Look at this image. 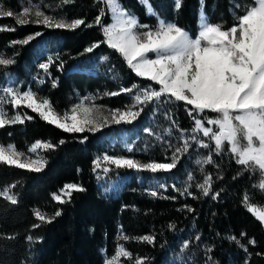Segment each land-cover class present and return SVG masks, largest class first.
Listing matches in <instances>:
<instances>
[{"label":"trees","instance_id":"1","mask_svg":"<svg viewBox=\"0 0 264 264\" xmlns=\"http://www.w3.org/2000/svg\"><path fill=\"white\" fill-rule=\"evenodd\" d=\"M31 1L49 14L83 19L85 24L76 29L49 28L35 23L18 25L17 16L0 17V27L15 29L0 31V55L15 60L12 65L0 66V97L6 101L3 107L8 117L17 113L33 117L0 128V145H14L24 153L36 141L56 145L53 149L37 148L46 161L40 172L0 163V189L14 184L10 194L18 201L12 204L0 197V264H102L103 257L112 256L118 245L133 256L124 257V264H135L137 256L146 258L145 264H264V224L243 203L247 193L250 203L264 207V197L253 188L258 174L244 171L227 148L217 155L191 139L197 136L214 149L208 137L194 133L193 116L205 119L215 114L206 111L190 116L191 105L169 101L167 96L141 105L135 99L142 96L139 89L122 92V88L133 85L140 89L151 85L156 90L159 86L137 76L115 49L101 42V25H108L110 17L99 0ZM26 3L0 0L5 10L15 14ZM120 3L141 24L154 26L158 19L173 22L192 36L199 32L201 14L208 22L227 29L244 11L237 7L234 12L232 0H181L179 9L175 0H149L154 14H149L140 0ZM250 3L245 0L242 5ZM101 9L106 14L101 24H96ZM37 32L41 35L28 44L12 43ZM93 44L99 46L86 51ZM49 57L53 62L45 73L39 64L48 62ZM7 87L47 98L57 112L66 110L77 95L91 94L98 104L139 111V115L131 123H110L96 132L68 133L44 121L26 105L13 108L2 91ZM112 92L119 95H106ZM60 140L65 143L60 144ZM184 140L191 146L186 152L176 153ZM174 153L178 157L176 167L155 173L118 168L101 160L108 155L141 163H171ZM210 154L214 163L204 164ZM105 166L107 173L103 171ZM205 175L212 177L208 196L197 187ZM68 183L84 191H73L67 203L54 201L52 194ZM184 188L192 195L177 191ZM153 191L156 196L151 195ZM37 209L48 216L59 210L61 215L33 228L40 223L34 216ZM146 235L154 236V242L136 239ZM29 236L33 237L31 241ZM125 236L129 239H123ZM230 237L244 244L247 252ZM250 239H255V245L248 243ZM186 242L188 247L184 248Z\"/></svg>","mask_w":264,"mask_h":264},{"label":"snow or ice","instance_id":"2","mask_svg":"<svg viewBox=\"0 0 264 264\" xmlns=\"http://www.w3.org/2000/svg\"><path fill=\"white\" fill-rule=\"evenodd\" d=\"M63 2L70 3L71 0H63ZM99 2L105 5L113 18V23L106 26L101 25L104 36V41L101 42L115 49L137 76L145 77L159 86L156 90L151 85L143 89H140L138 85H133L132 88H122L121 91L132 92L134 88L139 89L142 96L136 95L135 99L141 105L167 96L169 101L174 99V101H182L186 105H191L190 116L193 113L203 114L206 111L215 114L205 118L207 125L215 126L214 128L205 126V119L193 116L195 125L193 131L202 132L204 137L214 142V149L197 136H192L191 139L200 147L209 148L217 155L227 148L228 153L238 165L242 166L244 171L258 174L259 179L253 188L264 197V0H251L248 5H237V7L244 8L243 14L239 15L236 23L227 29L220 24H212L204 18L195 36L190 35L176 23L164 20H158L155 28L140 24L135 15L123 7L120 0H99ZM141 3L147 5L149 14H154L149 0H141ZM175 6L179 9L181 0H175ZM29 12V7L25 6L17 16L12 10H5L3 4H0V17L17 16L16 24L18 25L35 23L49 28L76 29L85 24L83 19L71 21L63 17L57 19L46 15L41 10L35 11V19L25 18ZM105 14V9H101L100 15L95 18V23L101 24V17ZM88 26L91 27V25ZM14 30L11 27H0V31ZM39 35L41 34L37 32L12 43L28 44ZM98 46V44H93L86 51L91 52ZM149 53H154L155 58L149 59ZM52 62V58L49 57L48 62L39 64V68L48 73ZM14 63V59L0 55V66L7 67ZM53 86H55V81ZM2 91L7 97V103L13 108L26 105L44 121L64 132L82 133L86 130L96 132L108 123L106 117L104 123L98 122L93 117V114L98 113L102 106L84 103L85 100L94 98H83L80 103L61 115L55 111L47 98H38L36 93L30 90L20 92L18 89L7 87ZM106 95L116 96L119 93L112 92ZM5 102V97H0V128L7 124L24 123L25 119L33 118L20 113L8 117L3 107ZM110 111L112 122L116 124L131 123L139 115V111L131 109ZM145 131L151 134L150 129H145ZM59 143L64 144L65 141L60 140ZM190 146L188 140H184L183 145L176 148V153L186 152ZM38 147L53 149L56 145L51 142L36 141L29 151L34 152ZM22 156L24 153L17 151L14 145H0V163L35 172H40L46 163L42 159L21 162ZM102 159L118 168L127 167L137 171L147 170L155 173L169 171L176 167L178 157L174 153L171 163L146 164L108 155H104ZM203 163H214L212 155L205 157ZM95 164L99 166V159L95 161ZM103 171L107 173L109 169L104 168ZM191 178L190 176L189 179ZM13 187H15L14 184L0 189V197L16 204L17 197L10 194ZM197 187L202 195L208 196L212 191L211 175H205L203 183L197 184ZM73 191H84V189L75 183H68L60 189L59 193H53L52 199L60 204L67 203L71 200ZM177 191H180L181 195L185 193L192 195L187 188L182 191L177 189ZM151 195L156 196L157 193L153 191ZM218 195L219 193H216V196ZM243 203L247 210L261 224H264V211H257L256 206L250 203L247 193L243 197ZM185 207L188 211H193L190 206L185 205ZM60 215L59 210L53 216H48L37 209L34 211V216L40 223L33 224L32 227L39 228L43 223H51L55 217ZM28 239L31 241L33 237L29 236ZM123 239H129V237L125 236ZM136 239L151 244L155 237L146 235ZM196 239L199 240V236ZM229 239L247 252V247L236 237ZM248 243L255 245L256 241L250 239ZM183 247H188L187 242ZM208 251L211 249L209 248ZM121 257L133 259L131 252L127 251L123 245H118L114 255L106 258L104 264H120ZM134 259L135 264H145L146 258L137 256Z\"/></svg>","mask_w":264,"mask_h":264},{"label":"rangeland","instance_id":"3","mask_svg":"<svg viewBox=\"0 0 264 264\" xmlns=\"http://www.w3.org/2000/svg\"><path fill=\"white\" fill-rule=\"evenodd\" d=\"M141 1V0H140ZM232 3H233V11L235 12V8H237V5H242V4H244L245 3V0H232ZM25 6H27V7H29V9H30V12H29V14H28V16H26L25 18H30V19H35V11L36 10H41V11H43L46 15H49V16H54V17H56L57 19H59V18H61L62 16H58V15H54V14H49V13H47V12H45L44 10H42L37 4H35L33 1H31V0H27V3L24 5V7ZM146 8H147V12L149 13V11H148V7H147V5H146ZM23 9V8H22ZM22 9H21V11L19 12V13H17V16L22 12ZM109 17H110V23L109 24H111V23H113V18H112V15H111V13L109 12ZM64 18V17H63ZM204 18H206V16L204 15V14H201V17H200V21H199V24H200V26H201V22H202V20L204 19ZM207 19V18H206ZM68 20V19H67ZM158 20H160V19H158ZM68 21H71V20H68ZM158 23V22H157ZM108 24V25H109ZM141 24V23H140ZM146 25H148V24H146ZM157 25V24H156ZM156 25H154V26H151V25H148V26H150V27H152V28H155L156 27ZM230 28V27H229ZM200 30V29H199ZM140 31H143V29H140ZM148 58L149 59H154L155 58V54L154 53H149L148 54ZM29 91V90H28ZM38 97V96H37ZM85 97H90V98H93V96L91 95V94H86V95H83V96H80V95H77L76 97H75V99L71 102V104L69 105V107L66 109V110H64V111H62V112H57V113H59V114H61V115H63V113L65 112V111H69L74 105H76V104H78V103H80L82 100H83V98H85ZM38 98H40V97H38ZM84 103L86 104V105H92V104H95L96 106H102L101 108H100V111L98 112V113H94L93 114V117L95 118V119H97L98 120V122H100V123H104V118L106 117L107 119H108V123L107 124H110V123H114V122H112V119H111V111L110 110H115V109H111V108H109V107H106V106H103V105H101V104H98V103H96L95 101H94V99H89V100H85L84 101ZM208 117V116H207ZM106 124V125H107ZM205 126H209V127H215V126H212V125H207V123H206V119H205ZM194 127H195V125H194ZM194 133H197V132H194ZM198 134H203L202 132H199ZM18 151V150H17ZM19 152H21V151H19ZM22 153H24V152H22ZM21 162H29L30 160H41L42 158H41V156H40V154L37 152V149L34 151V152H30V151H28V152H26V153H24V156H22L21 158ZM128 159H130V158H128ZM103 162H106V161H104L103 159H101ZM108 163V162H107ZM141 163V162H140ZM152 163V162H151ZM108 164H111V163H108ZM142 164H146V163H142ZM101 166V165H100ZM105 168H106V166H105ZM256 209H257V211H264V207H256ZM114 255V254H113ZM112 255V256H113ZM111 256H104L103 257V261H102V264H104V260L106 259V258H110ZM123 258L124 257H121L120 258V264H124L123 263Z\"/></svg>","mask_w":264,"mask_h":264}]
</instances>
